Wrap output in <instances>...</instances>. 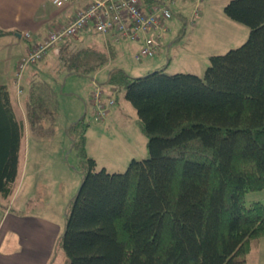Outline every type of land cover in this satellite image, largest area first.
I'll return each mask as SVG.
<instances>
[{
    "label": "trees",
    "instance_id": "obj_1",
    "mask_svg": "<svg viewBox=\"0 0 264 264\" xmlns=\"http://www.w3.org/2000/svg\"><path fill=\"white\" fill-rule=\"evenodd\" d=\"M83 7L63 24L51 23L36 40L35 46L44 45L56 35L32 61L36 68L27 70L28 135L10 92L0 84V219L8 209L3 201L20 202L26 214L42 217L57 207L17 192L24 138L50 134L44 128L57 113L65 76L94 75L116 54L120 41L130 50L139 48L136 60L154 57L171 17L160 31L108 38L100 51L79 45L91 23L61 33ZM224 12L248 26L249 36L239 47L212 55L203 77L161 69L132 77L112 67L106 77L110 90L98 86L91 93L92 114L104 120L115 103L113 92L124 91L147 136L148 156L131 160L125 172L96 171L95 160L84 152V129L72 134L82 118L70 126L67 134L84 172L66 207L51 264H246L251 241L264 236V203L245 198L264 189V0H229ZM149 38L154 52L143 54ZM28 45L31 49L34 43L29 39Z\"/></svg>",
    "mask_w": 264,
    "mask_h": 264
},
{
    "label": "rangeland",
    "instance_id": "obj_2",
    "mask_svg": "<svg viewBox=\"0 0 264 264\" xmlns=\"http://www.w3.org/2000/svg\"><path fill=\"white\" fill-rule=\"evenodd\" d=\"M228 1L150 0L149 6L168 5L171 10V17L166 21L167 31L163 33L158 54L136 60L134 54L139 48L130 50L127 42L120 41L114 45L116 54L94 75L65 76L64 85L58 88L57 113L53 121L44 128L51 130L50 134L43 138L37 137V140L31 134L24 138L20 155L21 180L17 192L19 196H22V193L24 196L30 193L32 199L37 198L41 203L57 205L58 208L53 209L54 213L47 217L54 219L60 227V232L62 231L66 207L78 191L84 172L80 166L78 148L72 149L67 134L70 126L80 118L82 122L75 124L72 134L75 135V131L84 129V152L88 158L95 160L96 171L105 168L107 172H125L131 160L147 158V136L142 130L136 109L124 98V91L121 89L113 92L115 103L104 120H99L92 114L91 93L98 86L102 90H110L106 77L112 67L121 68L132 77H140L159 69L166 74L191 73L203 77L212 55L223 54L239 47L249 36L248 26L232 20L225 14L224 7ZM56 8L58 7L50 0H45L38 12L48 14L56 11ZM39 21L44 22L42 19ZM30 31L26 28L21 33L27 42L30 39L35 46L37 38ZM87 31V36L80 41L83 45H79L104 51L105 36L95 33L91 25ZM13 40L0 37V65L11 55V62L6 61L5 66L0 69V84H7V90H10L8 91L14 101L15 115L18 119L24 118L26 124V116L22 115L24 85L36 64L32 65V61L27 62L23 57L32 52L38 44L31 49L27 48L25 55L20 56L21 53L16 52V45L22 43L25 47L27 43L15 38ZM52 57L53 51L49 50L48 59L51 60ZM28 68L31 70L27 71ZM17 91L21 94L18 97L20 104H17ZM40 196L46 202L42 201ZM245 198L247 203L253 200H261L264 203V189L248 192ZM10 204L12 206L14 202ZM3 205L5 208H11L9 203L4 201ZM33 210L36 211L35 208ZM1 235L2 233L0 239ZM245 262L264 264V236L251 241Z\"/></svg>",
    "mask_w": 264,
    "mask_h": 264
},
{
    "label": "crops",
    "instance_id": "obj_3",
    "mask_svg": "<svg viewBox=\"0 0 264 264\" xmlns=\"http://www.w3.org/2000/svg\"><path fill=\"white\" fill-rule=\"evenodd\" d=\"M44 1L0 0V28L6 31L3 32V35L0 34V37L10 38L12 41L16 37V39L22 41L25 39L21 32L17 33V31H24L28 28V30H31V34H34L39 40L51 23L63 24V21H66L71 13L83 7L86 3L84 0H73L65 7L56 8V11L48 12L47 14L38 12ZM40 19L44 22L39 21ZM57 19L58 22L55 21ZM11 31L15 33L12 34L10 33ZM28 46V42L25 47L22 43H18L16 52L18 54L21 53L20 56H22ZM10 56L8 55L6 58L9 63L11 62ZM19 57L17 60H19ZM6 61L0 65V69L5 66ZM5 86L7 87V84ZM20 95L17 91V104H20V98H18ZM22 115L25 116V113ZM22 121L24 122V118H22ZM23 127L24 135H26L25 122ZM15 205L18 208L15 207V210L12 208L6 209L0 219V233H2L0 239V264H51L50 260L56 247L57 238L61 233L58 223L47 216L26 214L22 207H19L20 202H15ZM51 215L50 213L49 216Z\"/></svg>",
    "mask_w": 264,
    "mask_h": 264
},
{
    "label": "built area",
    "instance_id": "obj_4",
    "mask_svg": "<svg viewBox=\"0 0 264 264\" xmlns=\"http://www.w3.org/2000/svg\"><path fill=\"white\" fill-rule=\"evenodd\" d=\"M50 1L56 7H64L72 0ZM84 1L86 2L85 7L78 10L74 18L68 22V25L61 29L62 34L72 33L91 23L94 31L99 35H104L105 40H108V38L118 40L121 37L135 38L140 32H146L148 29L152 31L164 29V20L171 16V10L168 6H149L144 3V0ZM55 37L56 35H52L51 41ZM51 41L44 45L38 44L33 48L32 52L25 55L24 59L29 62L41 57L48 45L51 44ZM152 42V39H147L149 47L142 52L143 54H152L154 52Z\"/></svg>",
    "mask_w": 264,
    "mask_h": 264
},
{
    "label": "water",
    "instance_id": "obj_5",
    "mask_svg": "<svg viewBox=\"0 0 264 264\" xmlns=\"http://www.w3.org/2000/svg\"><path fill=\"white\" fill-rule=\"evenodd\" d=\"M62 85H64V80H63V82H62Z\"/></svg>",
    "mask_w": 264,
    "mask_h": 264
}]
</instances>
